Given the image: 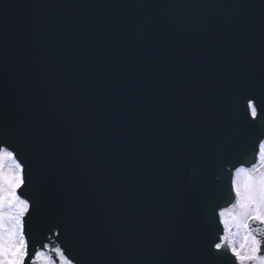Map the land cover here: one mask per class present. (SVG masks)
Instances as JSON below:
<instances>
[{"label": "water", "instance_id": "water-1", "mask_svg": "<svg viewBox=\"0 0 264 264\" xmlns=\"http://www.w3.org/2000/svg\"><path fill=\"white\" fill-rule=\"evenodd\" d=\"M79 1L41 0L39 7L40 9L49 7L51 10H56L61 5L78 3ZM180 2L181 0L166 2L170 12L174 11ZM100 3L103 8H107V0ZM27 7L31 8V13L32 0H0V15L4 17V19H0V88L17 89L22 98L41 97V112L49 115L55 111L57 113L55 123L62 127L66 133L77 135L78 131H81L87 134L86 155L94 163L103 162L107 158L108 152L113 151L112 143L108 141L104 130L91 131L99 119L106 117L105 115L111 112L112 103L109 101L96 104L89 102L86 93L75 91L73 87L74 77L69 78L68 74L71 70H75V74L80 76L79 88L83 90L82 85L89 80L95 71L90 61L102 58L106 44L98 40H88L85 43L87 49L82 52L77 45H72L80 72L76 71L71 61L52 69L50 67L45 69L43 67L45 58L40 45L45 43V39L39 38V34L36 33V30L42 25V19L36 20L35 16L28 13L29 15L22 23L16 24L17 19L15 17L20 13H26ZM105 18L107 17L101 14V19ZM220 45L226 46L222 41H220ZM112 60L113 58L110 56L106 60L107 65ZM242 75L243 71L229 81L227 84L228 94L236 89ZM39 86L42 87L43 93L38 88ZM93 88L94 94H98L99 90L102 91L103 84L97 81ZM217 101L209 100L213 105ZM244 107L246 109V100ZM7 117L8 121L5 128L7 131H11V116L8 115ZM158 117L161 121L149 123L147 128L140 132L139 140L146 145L153 143L168 132L173 133L175 140L167 144L159 143L153 155L157 159L161 157L166 159L174 145L179 146L183 156L186 160L191 161L192 165L190 168H185L183 163L178 164L179 167L174 171V179L181 178V171L183 170L187 171V177L184 178V182L175 181L176 189L170 187L169 196L164 191L167 180L166 178L161 180L163 173L161 172L157 176L146 173L148 170L155 172V169L158 168V163L154 160L148 164L138 165L142 177L138 176L137 180L128 178L126 173L121 172L118 175L115 171H110L111 180L119 196L115 203L116 213H113L120 227L115 231L104 230L98 225L89 223L85 229L82 228L75 232L72 225L80 221L81 216L78 213L66 215L65 210L54 215L56 208L48 209L46 207L41 198V195L44 196L45 190L40 187L38 181L39 170H37L38 158L36 156L44 153V155H49L59 146L60 140L53 142L43 140L40 142L39 137L36 136L30 145L32 150L25 145L18 144L20 147L17 146V150L20 158L29 165L31 180L29 188L33 198L40 205L39 212L36 214L41 218L51 217L62 224L63 232L59 239L71 255L75 254L83 258L84 261L94 260L93 254L83 257L80 250L76 249L77 244L74 245L73 242L74 239L78 240L79 235L89 239L95 235L102 241L109 239V237L115 240V248L110 245H105V248L114 253L117 251L123 257L122 264H190V262L194 264L195 253L206 249L209 243L218 240L221 228L219 227L218 232H216L213 209L212 207L206 208L208 191L204 186L208 184L209 180H212V173L215 171L217 161V151H221L227 142L223 137L219 139L218 146H214L211 140L205 144L198 139L188 140L189 143L194 142V144L190 147L191 151H185L184 148L187 147L184 146L183 137L178 134L176 114L170 111ZM251 124L257 125V135L264 134V125L259 126V118L252 120L249 117V125ZM47 129H53V127L44 125L42 132ZM43 143L46 148L44 152L39 149ZM250 149L252 151V148ZM23 154H26L27 157L23 158ZM33 154L37 155L34 156ZM249 155L251 158L240 154L233 160H221L220 166L228 170L227 183L229 182V184L224 192L219 195L216 213L228 206L233 200L230 187L232 175L230 169L234 170V167L239 166L242 162L249 166L253 160V151ZM182 158L180 157V160ZM225 172V170H221L220 175ZM27 197L32 198L29 193ZM228 207L231 208V206ZM65 216L67 220H64ZM40 231L49 234L46 228L37 226L34 230L36 240L33 241V244L35 246L46 242V235H42L41 238L38 235Z\"/></svg>", "mask_w": 264, "mask_h": 264}, {"label": "snow or ice", "instance_id": "snow-or-ice-1", "mask_svg": "<svg viewBox=\"0 0 264 264\" xmlns=\"http://www.w3.org/2000/svg\"><path fill=\"white\" fill-rule=\"evenodd\" d=\"M246 87L257 86L252 82ZM258 87L261 100L255 95L246 96L245 100L247 114L252 120L259 118L261 126L264 125V77ZM7 104L5 89L0 93V122L6 115ZM256 129L257 125H249V132L255 136L251 166L246 167L242 162L230 169L235 193L231 208L239 211H219L224 235L195 253L194 264H219L226 253L235 258V264H264V231L258 227L264 225V134H255ZM30 183L29 165L20 158L16 144L0 139V264H80L59 239L62 224L51 217L41 218L40 222L49 233L46 242L39 247L30 244L27 221L40 207L38 201L24 194ZM236 236L240 238L239 244Z\"/></svg>", "mask_w": 264, "mask_h": 264}, {"label": "rangeland", "instance_id": "rangeland-1", "mask_svg": "<svg viewBox=\"0 0 264 264\" xmlns=\"http://www.w3.org/2000/svg\"><path fill=\"white\" fill-rule=\"evenodd\" d=\"M6 165L9 166L8 162H6ZM241 178H242V177H241ZM237 237H238V236H237ZM239 240H240V239H238V244H239Z\"/></svg>", "mask_w": 264, "mask_h": 264}, {"label": "bare ground", "instance_id": "bare-ground-1", "mask_svg": "<svg viewBox=\"0 0 264 264\" xmlns=\"http://www.w3.org/2000/svg\"><path fill=\"white\" fill-rule=\"evenodd\" d=\"M85 3L90 4L89 0H86Z\"/></svg>", "mask_w": 264, "mask_h": 264}]
</instances>
